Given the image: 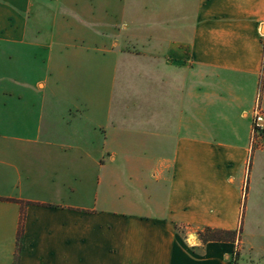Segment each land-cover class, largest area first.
Returning a JSON list of instances; mask_svg holds the SVG:
<instances>
[{"label": "crops", "instance_id": "crops-1", "mask_svg": "<svg viewBox=\"0 0 264 264\" xmlns=\"http://www.w3.org/2000/svg\"><path fill=\"white\" fill-rule=\"evenodd\" d=\"M263 32L264 0H0V264H264Z\"/></svg>", "mask_w": 264, "mask_h": 264}, {"label": "built area", "instance_id": "built-area-1", "mask_svg": "<svg viewBox=\"0 0 264 264\" xmlns=\"http://www.w3.org/2000/svg\"><path fill=\"white\" fill-rule=\"evenodd\" d=\"M262 46L264 51V32L261 34ZM250 149H264V111L256 105L253 110L252 133L250 137Z\"/></svg>", "mask_w": 264, "mask_h": 264}, {"label": "trees", "instance_id": "trees-1", "mask_svg": "<svg viewBox=\"0 0 264 264\" xmlns=\"http://www.w3.org/2000/svg\"><path fill=\"white\" fill-rule=\"evenodd\" d=\"M264 56V55H263ZM22 219V217H21ZM241 231V227L238 229V232ZM237 231H223V230H212L210 228H205L202 231L198 232V237L201 242H206L210 240H234L236 237Z\"/></svg>", "mask_w": 264, "mask_h": 264}, {"label": "rangeland", "instance_id": "rangeland-1", "mask_svg": "<svg viewBox=\"0 0 264 264\" xmlns=\"http://www.w3.org/2000/svg\"><path fill=\"white\" fill-rule=\"evenodd\" d=\"M157 1H161V2H163V1H171V4L172 3L179 4L182 0H157ZM149 186H150L149 184H145V187L142 186L140 189H136V188L132 189L130 187L129 190H132V193H133L132 197L133 198L139 199V202L143 203L144 199H146V197H148L147 192H149V189H150Z\"/></svg>", "mask_w": 264, "mask_h": 264}]
</instances>
